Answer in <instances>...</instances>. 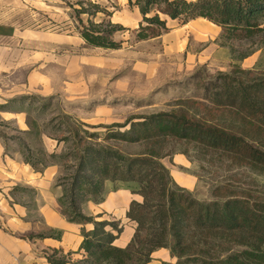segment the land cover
Segmentation results:
<instances>
[{
    "label": "trees",
    "instance_id": "obj_1",
    "mask_svg": "<svg viewBox=\"0 0 264 264\" xmlns=\"http://www.w3.org/2000/svg\"><path fill=\"white\" fill-rule=\"evenodd\" d=\"M75 14L82 26L81 37L91 46L116 50L122 43L116 33L126 28L113 23V12L98 2L86 0ZM142 21L139 40L155 37V29L167 30L168 20L187 24L206 19L222 29L223 46L235 53L234 42L248 44L247 51L235 57L243 61L264 49V0H128ZM117 9V7H115ZM99 14L104 17L96 22ZM81 15H87L84 23ZM159 34V32H158ZM252 70L209 76L202 68L183 85L196 100L223 111L222 124L191 117L172 110L132 118L121 124L101 125L94 132L71 115L59 112L55 97L19 95L0 104V113L26 115V130L8 133V121L0 123V139L6 154L18 148L23 163L37 172L59 167L56 188L61 215L71 224L81 225L83 242L78 252L51 248L45 252L49 264H149L153 254L168 249L175 263L163 264H264V201L244 197L205 201L179 186L162 163L169 140L195 144L231 159L250 163L264 172V72L250 77ZM1 125L3 127H1ZM57 141L49 151L44 137ZM141 147L132 153L128 149ZM127 189L142 198L133 200L127 219L137 224L124 248L116 241L124 231L120 220H98L102 214L85 211L89 203L101 204L111 192ZM30 194V201H18L29 215L40 221L36 189L16 186L13 197ZM92 225L91 230L86 227ZM62 231L29 233V240L55 238ZM219 243L234 245L224 255Z\"/></svg>",
    "mask_w": 264,
    "mask_h": 264
},
{
    "label": "rangeland",
    "instance_id": "obj_2",
    "mask_svg": "<svg viewBox=\"0 0 264 264\" xmlns=\"http://www.w3.org/2000/svg\"><path fill=\"white\" fill-rule=\"evenodd\" d=\"M83 1L86 0H0V104L19 95L54 96L59 112L95 126L91 130L94 132L105 131L99 128L101 125L124 124L135 117L172 110L219 124L223 111L196 100L187 101L194 99V92L183 84L202 68L209 76L236 69L252 70L250 77L264 72V49L239 62L235 57L250 46L234 42L233 54L229 47L223 46L220 29L196 25L197 20L184 25L169 19L167 30L155 29V37L139 40L137 29L142 16L134 21V10L125 11L128 3L123 7L115 0L92 1L113 12L112 21L121 19L126 30L115 37L122 43L121 48L91 46L81 37L82 26L75 14ZM103 17L99 14L94 20L99 22ZM80 19L86 23L88 16L81 15ZM3 120L11 122L8 133H15L12 128L27 129L25 114L1 112L0 123ZM44 143L49 151L57 147V141L47 136ZM165 149L168 154L162 163L176 183L198 199L244 197L264 201V172L250 163L184 141L169 140ZM128 150L138 153L142 148ZM5 154L0 139V165H12L15 172L18 163L24 164L18 148ZM5 166L2 168L7 177L17 186L39 189L9 173L12 169ZM60 173L59 167H52L43 175L56 197L61 194V189L55 187ZM14 199L28 202L30 194ZM93 204L85 206L87 213L96 212ZM57 212L60 213L58 204ZM105 218L113 220L110 215ZM42 231L48 233L50 229ZM216 246L217 253L222 255L228 249L238 250L234 245Z\"/></svg>",
    "mask_w": 264,
    "mask_h": 264
},
{
    "label": "crops",
    "instance_id": "obj_3",
    "mask_svg": "<svg viewBox=\"0 0 264 264\" xmlns=\"http://www.w3.org/2000/svg\"><path fill=\"white\" fill-rule=\"evenodd\" d=\"M115 1L123 7L127 6L128 3V0ZM133 10L135 13L134 21H139L142 16L140 11L137 8ZM125 11L128 12L131 10L128 8ZM199 19L192 20L189 23L196 20L198 21ZM112 22L122 25L121 19H118L117 22ZM189 23L184 25H188ZM220 30L222 32L221 28ZM2 166L5 165H0V186H2L0 187V264H49L45 258V252L51 248H63L66 252L80 251L83 242L81 233L82 226L67 222L61 213L57 212L58 197L53 195L50 183L45 181L46 178L43 177L52 167L47 168L44 172H37L25 163H18V169L14 172L12 165L7 166L12 169L9 173L25 179L27 184L39 187V191L37 190L39 193L38 215L41 220L35 221L30 217L27 207L15 200V197L13 198V195L10 194L14 186H17V183L10 181L9 177H7L9 175ZM7 167L5 166V168ZM31 169L33 173L30 172ZM31 176H34V178ZM25 177L28 178L26 179ZM30 177L33 179V182H31ZM47 183L48 186H46ZM133 200L141 201L142 198L132 194L127 189H120L111 192L106 201L101 204L89 203L96 207V212H94V214H88L94 216L102 214V217L98 218V220H106L105 216L110 215L113 220H120L122 222L124 231L121 237L116 241V245L121 248L126 247L131 241L137 226L135 222L126 219V213ZM46 228L50 230H61V239L45 238L29 240L24 238L29 233H38ZM92 228V225L86 227L87 230H91ZM153 258L154 259L149 264L176 262V259L171 256L168 249L156 251L153 254Z\"/></svg>",
    "mask_w": 264,
    "mask_h": 264
},
{
    "label": "bare ground",
    "instance_id": "obj_4",
    "mask_svg": "<svg viewBox=\"0 0 264 264\" xmlns=\"http://www.w3.org/2000/svg\"><path fill=\"white\" fill-rule=\"evenodd\" d=\"M199 22H197L196 25H200V26H203V27H210L211 25L215 26L217 29H220L217 25L209 22L208 20L206 19H199L198 20Z\"/></svg>",
    "mask_w": 264,
    "mask_h": 264
}]
</instances>
